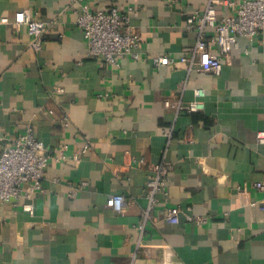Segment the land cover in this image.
I'll list each match as a JSON object with an SVG mask.
<instances>
[{
	"label": "crops",
	"instance_id": "crops-1",
	"mask_svg": "<svg viewBox=\"0 0 264 264\" xmlns=\"http://www.w3.org/2000/svg\"><path fill=\"white\" fill-rule=\"evenodd\" d=\"M87 1L129 14L122 29L140 34V59L88 57L70 0H0V150L1 137L32 125L51 154L33 213L26 199L0 202V264H264V33L220 53L218 75L157 66L154 54L191 52L187 19L210 0ZM21 10L53 22L41 50L14 25ZM197 88L203 109L166 104L187 105ZM63 145L68 159L57 160ZM163 161L166 191L152 200L148 180ZM113 194L125 196L123 212Z\"/></svg>",
	"mask_w": 264,
	"mask_h": 264
},
{
	"label": "built area",
	"instance_id": "built-area-1",
	"mask_svg": "<svg viewBox=\"0 0 264 264\" xmlns=\"http://www.w3.org/2000/svg\"><path fill=\"white\" fill-rule=\"evenodd\" d=\"M70 1L77 14V25L83 31L88 44V57L101 58L109 64L117 63L121 56L141 58L140 34L122 29L129 21L128 13L122 12L117 6L109 10H101L87 0ZM219 3L233 7L234 12L219 16L217 10ZM0 20L9 21L6 17ZM14 21L17 28L27 27L31 35V46L36 50H41L53 22L34 17L29 10L17 12ZM186 28L195 30L198 35L191 52L181 56L172 53H157L153 56L154 63L157 66H176L183 62L190 67L197 65L201 70L216 75L221 74L223 61L220 53L229 55L238 48L240 37L252 40L264 33V0H239L238 2L236 0H210L205 8L196 10L188 17ZM195 94L196 98L185 106H182L180 102L170 100L166 101V104L177 109L184 107L190 112L203 109L204 89L197 88ZM168 135L172 136L171 131ZM1 138L5 140V143L0 150V202L26 199L22 207L33 213L34 194L46 192L43 179L51 154L48 153L45 142L37 137L32 125H27L15 137ZM257 140L264 144V125L257 131ZM65 148L66 145L59 148V154H55L57 160L68 159L64 152ZM88 148L89 145L86 144L82 152H86ZM73 159L79 161L80 154L73 155ZM168 171L169 167L164 161L155 165L154 174L148 180V195L152 200L156 192L166 191ZM85 185L84 181L71 184L69 197L75 198ZM256 186L264 189V180L257 182ZM110 205L118 212H123L125 196L123 194L111 195ZM261 208L264 209V205ZM168 220L177 222V213L171 212Z\"/></svg>",
	"mask_w": 264,
	"mask_h": 264
}]
</instances>
